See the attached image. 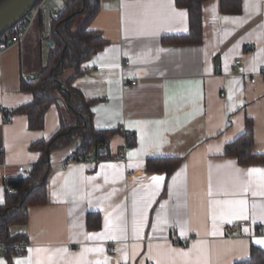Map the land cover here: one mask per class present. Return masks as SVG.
Segmentation results:
<instances>
[{"label":"crops","instance_id":"crops-1","mask_svg":"<svg viewBox=\"0 0 264 264\" xmlns=\"http://www.w3.org/2000/svg\"><path fill=\"white\" fill-rule=\"evenodd\" d=\"M218 5L202 4L200 45L167 44L189 31L187 10L175 0H100L88 28L106 44L72 86L91 102L94 129H119L107 142L111 158L65 162L79 139L50 153L48 203L11 228L29 246L12 264H235L249 259L252 245L264 252L256 243L264 240V180L249 175L264 172V162L239 165L223 153L249 118L253 152L264 154V0H242L239 15H223ZM59 7L64 0L37 8L40 42L31 27L27 40L0 53V205L5 181L39 160L30 144L72 121L53 104L43 128L29 130L25 115L11 113L33 99L21 83L46 65ZM150 158L181 160L168 176L145 170ZM90 213L100 216L99 228L87 229ZM0 264H8L1 252Z\"/></svg>","mask_w":264,"mask_h":264},{"label":"trees","instance_id":"trees-1","mask_svg":"<svg viewBox=\"0 0 264 264\" xmlns=\"http://www.w3.org/2000/svg\"><path fill=\"white\" fill-rule=\"evenodd\" d=\"M1 1L3 0H0V3ZM42 1L40 0L33 11ZM205 1L207 0H175L177 8L187 10L189 31L185 36L165 38L163 42L200 45L203 41L201 7ZM218 1L221 14H241L242 0ZM99 3L100 0H64L62 11L52 19L50 24L49 34L54 45L49 47L46 65L37 68L35 83L22 80L20 88L30 91L33 99L29 104L19 106L11 113L25 115L28 119L29 130L43 128L44 115L53 104L59 106L61 111L63 108L66 109L72 121L69 124L62 123L59 131L49 139L30 144L32 150L40 153L39 160L31 166L25 177L17 175L7 180L13 192L9 193L6 189L3 205H0V245L5 247L1 255L8 264H12V259L16 254L14 246L23 237L21 234L11 232V228L27 224L30 208L48 203L47 181L51 174L50 153L69 146L74 140L79 139V146L65 162L85 161L91 156L99 160L111 158L107 142L110 137L119 132V129L102 131L94 129L93 114L90 112L91 102L84 100L81 93L72 86L73 80L83 74L81 65L106 44L100 34L88 28L90 22L98 14ZM43 19L41 11L38 10L29 27L39 32V42L44 31ZM22 31V29L12 27L8 33L12 36ZM28 32L23 40L28 37ZM244 123V132L224 147V155L234 156L239 165L264 162V154L258 155L253 152L254 128L251 119L246 118ZM102 143H106V146L103 148V153H100ZM127 144L129 146L135 144L132 135L127 139ZM180 160V158H150L146 161L145 170L155 173L165 172L169 176L176 170ZM86 225L89 230L99 228L100 216L90 213ZM250 253L249 259L238 261L235 264H264V252L261 249L252 245Z\"/></svg>","mask_w":264,"mask_h":264},{"label":"built area","instance_id":"built-area-1","mask_svg":"<svg viewBox=\"0 0 264 264\" xmlns=\"http://www.w3.org/2000/svg\"><path fill=\"white\" fill-rule=\"evenodd\" d=\"M63 8L59 7V11H61ZM37 9L30 12L28 14V16H26L27 18L25 20H22L20 22H18L15 26H13L14 29H22L23 31L21 33H14L12 36L7 32L3 35L0 36V53L5 50L7 47L11 46L12 44H18L19 42H21L23 40V38L25 37L26 33L29 31V27L31 26L32 22L34 21L35 17H36V13H37ZM7 44V45H6ZM128 62H125V65H128ZM234 65L239 66L240 68L242 67V62L240 59L234 61ZM251 83H254L255 80L253 78L250 79ZM30 83H35L36 82V78L33 76H29L28 80ZM222 96H224L223 94H221ZM8 122H11V119H8ZM106 146V143H102V148ZM121 159L124 160V157L121 156ZM18 176L19 177H25L27 175V170L22 167L19 171H18ZM5 189H7V191L9 193L13 192V189L9 186L8 182L5 181ZM260 234L262 236H264V227L261 228L260 230ZM16 248V254L15 257H25L27 254V250L29 248L28 243L26 241V237H22L18 244L14 246ZM5 250V247H2L0 245V252H3ZM108 250L111 254H116L117 250H116V246L115 245H110L108 247Z\"/></svg>","mask_w":264,"mask_h":264},{"label":"water","instance_id":"water-1","mask_svg":"<svg viewBox=\"0 0 264 264\" xmlns=\"http://www.w3.org/2000/svg\"><path fill=\"white\" fill-rule=\"evenodd\" d=\"M40 0H3L0 3V36L7 33L13 26L28 16ZM58 16V15H56ZM53 46V41H47ZM104 150H101L103 153Z\"/></svg>","mask_w":264,"mask_h":264},{"label":"snow or ice","instance_id":"snow-or-ice-1","mask_svg":"<svg viewBox=\"0 0 264 264\" xmlns=\"http://www.w3.org/2000/svg\"><path fill=\"white\" fill-rule=\"evenodd\" d=\"M252 173H259L261 179L264 180V172H262L260 169H250L249 170V175L251 176ZM162 179H163V177H152V180L153 181H156V182H159ZM262 194H264V193H262ZM209 195H211V192H209ZM236 203H238L240 205H244L245 204L244 201H238ZM239 218H246V217L243 216V214H241ZM256 243H258V244H264V240H258V241H256ZM16 264H23V262L17 261ZM97 264H99V262H97Z\"/></svg>","mask_w":264,"mask_h":264},{"label":"bare ground","instance_id":"bare-ground-1","mask_svg":"<svg viewBox=\"0 0 264 264\" xmlns=\"http://www.w3.org/2000/svg\"><path fill=\"white\" fill-rule=\"evenodd\" d=\"M33 11V10H32Z\"/></svg>","mask_w":264,"mask_h":264}]
</instances>
